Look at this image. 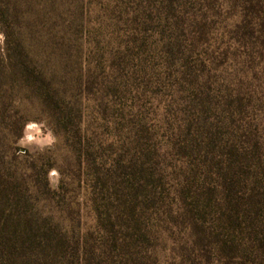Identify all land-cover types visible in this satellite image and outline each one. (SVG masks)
I'll list each match as a JSON object with an SVG mask.
<instances>
[{
  "label": "rangeland",
  "instance_id": "rangeland-1",
  "mask_svg": "<svg viewBox=\"0 0 264 264\" xmlns=\"http://www.w3.org/2000/svg\"><path fill=\"white\" fill-rule=\"evenodd\" d=\"M3 5L0 53L22 42L71 118L33 102L16 142L53 165L38 212L65 230L59 264H240L222 245L242 255L263 225L241 210L264 167V48L244 0Z\"/></svg>",
  "mask_w": 264,
  "mask_h": 264
},
{
  "label": "trees",
  "instance_id": "trees-1",
  "mask_svg": "<svg viewBox=\"0 0 264 264\" xmlns=\"http://www.w3.org/2000/svg\"><path fill=\"white\" fill-rule=\"evenodd\" d=\"M5 3L8 0H0L3 13ZM244 12V20L256 26L264 48V0H244ZM7 47L0 53V264H59L58 256L64 253L68 241L65 230L53 213L42 215L38 212L40 203L43 208L52 199L54 189L49 186L46 173L53 165L51 161L47 167L37 165L42 163V152L17 154L16 142L21 135L25 111L33 102L46 109L64 128L71 118L63 96L35 65L23 43L19 41L12 48ZM262 163L258 165L262 171L254 174L255 185L243 192L241 211L248 223L257 218L250 215L255 211L254 214L260 215L256 222H263V225L250 226L249 246L242 248V255L231 241L226 240L222 245V248H232L227 258L237 259L240 264H264Z\"/></svg>",
  "mask_w": 264,
  "mask_h": 264
}]
</instances>
